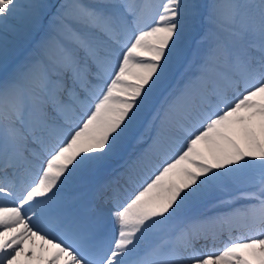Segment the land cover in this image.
Wrapping results in <instances>:
<instances>
[{
	"label": "snow or ice",
	"instance_id": "snow-or-ice-1",
	"mask_svg": "<svg viewBox=\"0 0 264 264\" xmlns=\"http://www.w3.org/2000/svg\"><path fill=\"white\" fill-rule=\"evenodd\" d=\"M0 264H264V0H0Z\"/></svg>",
	"mask_w": 264,
	"mask_h": 264
},
{
	"label": "bare ground",
	"instance_id": "bare-ground-1",
	"mask_svg": "<svg viewBox=\"0 0 264 264\" xmlns=\"http://www.w3.org/2000/svg\"><path fill=\"white\" fill-rule=\"evenodd\" d=\"M161 2H162V0H161ZM202 2H207V0H202ZM15 55H16L17 58L23 59V57L27 55V51L20 50ZM177 76H179V72H177ZM173 83H175V81H173ZM237 234L238 233H236V232L233 233V235H237ZM227 239H228V234L225 232V233H223L221 235L220 240L217 241L216 246L217 247H221L222 246V243L224 241H226Z\"/></svg>",
	"mask_w": 264,
	"mask_h": 264
}]
</instances>
